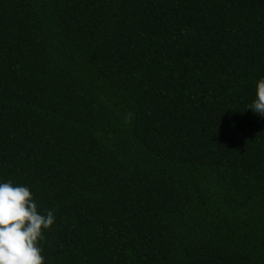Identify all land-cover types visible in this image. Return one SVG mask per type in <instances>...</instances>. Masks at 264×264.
Listing matches in <instances>:
<instances>
[{"label": "trees", "instance_id": "trees-1", "mask_svg": "<svg viewBox=\"0 0 264 264\" xmlns=\"http://www.w3.org/2000/svg\"><path fill=\"white\" fill-rule=\"evenodd\" d=\"M264 0H0V181L44 264H264Z\"/></svg>", "mask_w": 264, "mask_h": 264}, {"label": "clouds", "instance_id": "clouds-1", "mask_svg": "<svg viewBox=\"0 0 264 264\" xmlns=\"http://www.w3.org/2000/svg\"><path fill=\"white\" fill-rule=\"evenodd\" d=\"M247 109L264 116V78L257 81ZM54 222L53 211L38 212L27 186L0 181V264H44L38 241Z\"/></svg>", "mask_w": 264, "mask_h": 264}]
</instances>
